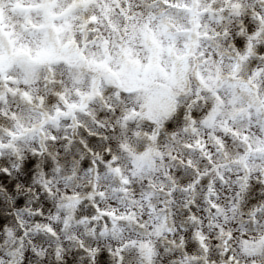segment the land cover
<instances>
[{"label": "snow or ice", "instance_id": "6c2138e0", "mask_svg": "<svg viewBox=\"0 0 264 264\" xmlns=\"http://www.w3.org/2000/svg\"><path fill=\"white\" fill-rule=\"evenodd\" d=\"M264 264V0H0V264Z\"/></svg>", "mask_w": 264, "mask_h": 264}, {"label": "clouds", "instance_id": "9594fccd", "mask_svg": "<svg viewBox=\"0 0 264 264\" xmlns=\"http://www.w3.org/2000/svg\"><path fill=\"white\" fill-rule=\"evenodd\" d=\"M156 264H167V258L162 254L161 257L156 261Z\"/></svg>", "mask_w": 264, "mask_h": 264}]
</instances>
